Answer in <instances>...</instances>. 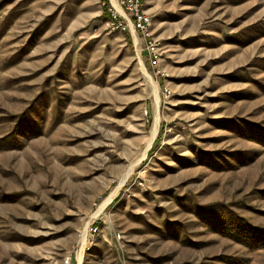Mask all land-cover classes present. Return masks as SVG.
<instances>
[{"label":"rangeland","instance_id":"rangeland-1","mask_svg":"<svg viewBox=\"0 0 264 264\" xmlns=\"http://www.w3.org/2000/svg\"><path fill=\"white\" fill-rule=\"evenodd\" d=\"M111 1L0 0V264H264V0H147L157 67Z\"/></svg>","mask_w":264,"mask_h":264},{"label":"built area","instance_id":"built-area-1","mask_svg":"<svg viewBox=\"0 0 264 264\" xmlns=\"http://www.w3.org/2000/svg\"><path fill=\"white\" fill-rule=\"evenodd\" d=\"M109 7L113 29L141 35L151 66L157 67L161 58L160 41L152 33L153 20L145 10L147 0H114Z\"/></svg>","mask_w":264,"mask_h":264},{"label":"trees","instance_id":"trees-1","mask_svg":"<svg viewBox=\"0 0 264 264\" xmlns=\"http://www.w3.org/2000/svg\"><path fill=\"white\" fill-rule=\"evenodd\" d=\"M107 2H108V0H104V3H105V5H106L105 12H106L107 9H108V4H107ZM107 13H108V11H107ZM108 14H109V13H108ZM252 230L255 232V227H253ZM258 231H259V230H258ZM258 231H257V233H258Z\"/></svg>","mask_w":264,"mask_h":264},{"label":"bare ground","instance_id":"bare-ground-1","mask_svg":"<svg viewBox=\"0 0 264 264\" xmlns=\"http://www.w3.org/2000/svg\"><path fill=\"white\" fill-rule=\"evenodd\" d=\"M114 3V2H113ZM115 4V3H114Z\"/></svg>","mask_w":264,"mask_h":264},{"label":"crops","instance_id":"crops-1","mask_svg":"<svg viewBox=\"0 0 264 264\" xmlns=\"http://www.w3.org/2000/svg\"><path fill=\"white\" fill-rule=\"evenodd\" d=\"M133 34V33H132ZM134 35V34H133Z\"/></svg>","mask_w":264,"mask_h":264}]
</instances>
